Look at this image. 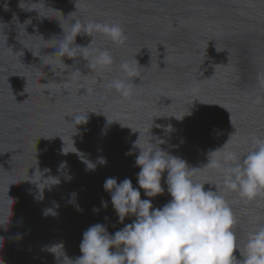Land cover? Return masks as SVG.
<instances>
[{
	"label": "water",
	"instance_id": "obj_1",
	"mask_svg": "<svg viewBox=\"0 0 264 264\" xmlns=\"http://www.w3.org/2000/svg\"><path fill=\"white\" fill-rule=\"evenodd\" d=\"M77 20L119 25L124 40L82 33L75 45L93 39L87 54L62 58ZM98 51L113 64L91 68ZM115 80L130 95L109 87ZM77 114L87 122L74 123ZM139 136V147L199 169L190 178L205 191L219 189L243 251L264 227V195L241 198L223 169L205 166L242 161L264 141V0H0V264H72L91 225L112 235L132 223L120 222L103 185L139 187ZM166 177L154 208L172 199Z\"/></svg>",
	"mask_w": 264,
	"mask_h": 264
},
{
	"label": "clouds",
	"instance_id": "obj_2",
	"mask_svg": "<svg viewBox=\"0 0 264 264\" xmlns=\"http://www.w3.org/2000/svg\"><path fill=\"white\" fill-rule=\"evenodd\" d=\"M94 31L106 35L116 44L124 40L119 25L77 20L71 28L74 44H69L68 37H65L57 47L56 55L72 58L77 48L84 49L87 54L93 39L87 47L76 46L75 40L82 33L91 37ZM112 64L113 59L107 51H98L90 67ZM121 68L129 78L137 75L126 62ZM109 87L127 97L132 85L115 80ZM73 119L74 123L77 120L83 121L80 124L87 122V116L79 114ZM139 143L140 136L134 145L140 149L135 161L140 168L137 174L139 187H134L130 178L117 182L114 177L106 178L103 185L111 196L120 222L124 224L129 217L135 219L112 235L102 224L91 225L83 233L82 255L75 261L67 260L72 264H264V227L249 234L242 251L235 236V217L219 189L205 191L204 183L190 178L199 169H190L184 160L166 153L157 145L142 148ZM258 144V150L250 151L242 161H237L235 154H229L223 161L210 159L205 167L223 169L227 173L225 187L235 190L241 198L254 201L264 195V141H258ZM104 162L101 159V163ZM165 173L167 192L172 199L162 208H154L152 200L164 194L162 179ZM141 189L148 199L141 198ZM101 204L107 207L106 201ZM94 211L98 209L94 208ZM238 250L242 260L235 256Z\"/></svg>",
	"mask_w": 264,
	"mask_h": 264
}]
</instances>
